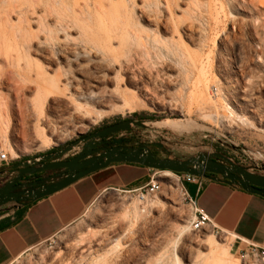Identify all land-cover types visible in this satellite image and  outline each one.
I'll return each instance as SVG.
<instances>
[{"label": "rangeland", "instance_id": "374dc122", "mask_svg": "<svg viewBox=\"0 0 264 264\" xmlns=\"http://www.w3.org/2000/svg\"><path fill=\"white\" fill-rule=\"evenodd\" d=\"M145 1L135 0L137 8L131 13L142 30L154 33L157 39L132 57L129 68H122L117 85L111 80L114 75L107 72L94 96H76L73 101L52 98L41 116L27 111L23 125L12 114L7 130L0 135V152L15 161L29 160L102 125L139 118L147 120L149 139L165 144L179 158L220 149L232 161L253 167L256 154L264 156V125L253 120L241 122L243 115L233 104L242 92L264 101V0H157L156 9L147 6L151 0ZM185 49L196 67L189 60L178 64L177 56L186 54ZM200 71L205 74L207 93H212L217 103L215 111L193 101V85ZM145 88L151 93H144ZM170 121L194 125L193 130L178 133L161 126ZM37 128L43 130L40 137ZM44 139L46 145L41 143ZM261 161L253 170L264 173V158ZM5 170L0 166V172ZM160 176L157 174L161 182L168 183ZM124 213L126 221L122 220ZM181 221L188 223L189 231L178 236ZM190 222L189 208L174 185L162 186L161 193L146 206L132 195L111 192L97 197L83 218L53 243L35 248L12 264H177L175 255L180 264H198L206 254L204 241L208 236L226 240L223 243L235 250L234 257L242 264H255L240 258L234 238L215 236L210 228L193 231ZM104 229L110 236L121 231L131 235L122 240L115 236L100 250L95 247V234ZM80 239L87 256L83 261L79 260L81 251H70Z\"/></svg>", "mask_w": 264, "mask_h": 264}, {"label": "bare ground", "instance_id": "6f19581e", "mask_svg": "<svg viewBox=\"0 0 264 264\" xmlns=\"http://www.w3.org/2000/svg\"><path fill=\"white\" fill-rule=\"evenodd\" d=\"M135 5V0H0V135L7 130L12 114L23 125L27 111L41 116L52 98L73 101L76 96L96 95L107 79V72L114 75L111 80L117 85L122 68H129L132 57L142 52L147 42L157 39L154 33L149 35L134 21L131 12L137 8L134 9ZM157 5V0H151L147 6L157 8ZM185 50L186 54H178V64L185 65L189 60L190 65L196 67V61ZM202 72H198L193 85L196 91L193 101L215 111L217 103L212 93L211 96L207 93ZM143 92L151 93L146 88ZM203 92L204 95L196 96ZM233 104L243 115L241 122L253 120L264 125V101L259 96L242 92L234 97ZM182 122L170 121L161 126L178 133L193 130L194 125ZM36 133L40 137L43 130L37 128ZM41 143L46 145L48 141L44 139ZM12 155L17 157L13 150ZM160 177L168 180L169 188L176 186L171 173L163 172ZM127 218L124 213L122 220ZM178 231V236L188 232V223L181 221ZM130 235L129 231H121L110 236L108 230H100L95 234V247L101 250L108 247L115 236L122 240ZM204 242L206 254L198 264H242L226 242L214 236L206 237ZM83 247V239L70 247L71 252L81 251L80 261L87 257L83 255L86 252ZM174 258L180 264L176 255Z\"/></svg>", "mask_w": 264, "mask_h": 264}, {"label": "crops", "instance_id": "0c3cea01", "mask_svg": "<svg viewBox=\"0 0 264 264\" xmlns=\"http://www.w3.org/2000/svg\"><path fill=\"white\" fill-rule=\"evenodd\" d=\"M149 178L146 168L111 165L22 208H1L0 264H12L77 224L100 195L141 188ZM199 180V189L194 184H184V189L212 226L234 238L238 251L245 249L238 240L264 248V199L236 186Z\"/></svg>", "mask_w": 264, "mask_h": 264}, {"label": "water", "instance_id": "95a60500", "mask_svg": "<svg viewBox=\"0 0 264 264\" xmlns=\"http://www.w3.org/2000/svg\"><path fill=\"white\" fill-rule=\"evenodd\" d=\"M143 123L144 122L137 125L142 129H145L146 127L143 125ZM125 124L126 123H121L103 129L89 136L82 143L77 142L66 146L55 155L41 156L34 159L33 161L21 163L13 167H22V169L19 170L18 175L14 179L6 182L0 187V209L9 204H16L20 202L22 199H20L19 196H25L29 198L31 203L36 202L73 185L77 181L87 176L104 170L111 165L119 164L136 165L157 172L186 174L196 178H204L211 180L212 182L224 184L226 186L239 187L242 191L248 194L259 196L264 199V176L253 175L249 172L251 171L249 167L235 165L229 159L217 154L200 155L195 157L190 156L184 160H159L154 159L149 152L142 151L139 148L124 149V152H122L120 149H116L101 156L88 159L81 166L77 165L79 161L86 159L95 152L92 151V148L95 147V140H98V143H100L107 137L121 132H127L129 129ZM74 151H79V154L76 158L69 162H53L40 168L34 167L35 165L42 162L58 160L61 157L74 153ZM208 158H218L228 166L218 162L210 161ZM60 169H65L67 171V175L64 179L43 186L36 191H30L29 193H14L16 189L34 185L20 184L16 186L15 184L23 177Z\"/></svg>", "mask_w": 264, "mask_h": 264}, {"label": "flooded vegetation", "instance_id": "af4514ba", "mask_svg": "<svg viewBox=\"0 0 264 264\" xmlns=\"http://www.w3.org/2000/svg\"><path fill=\"white\" fill-rule=\"evenodd\" d=\"M143 123V125L146 127L145 129H142L141 127H139L137 124L139 123ZM121 123H126L125 125L128 127V131L127 132H121L118 133L116 135H112L110 137H107L105 139H103L100 143H98V140H95L94 143V148H92V151H95L94 153H92L89 157H87L86 159H82L81 161L78 162V166H81L86 160L94 158V157H98L101 156L105 153H108L112 150H116V149H120L122 152H124V149H140L142 151L145 152H149L150 155L154 158V159H159V160H184L190 156H200V155H209V154H217L219 156L225 157L227 159H229L232 163H234L235 165H240L243 167H248L247 165L243 164L242 162L238 161L237 159H234L235 161H232L229 158V155L220 149H216L215 151L211 152V153H197L194 155H189L188 157H183V158H179L177 156H174L172 151L168 150L166 145L159 142V141H152L149 139V131H148V124H147V120L144 119H139V118H129V119H123V120H119V121H115L112 123H108L105 125H102L96 129H93L91 132L77 137L75 140H73L72 142H70L69 144H67L66 146L73 144V143H77L80 142L82 143L86 138H88L89 136L103 130L106 129L108 127L111 126H115ZM66 146H63L61 148L55 149V150H51L46 154H43L41 156H46V155H55L58 152H60L62 149H64ZM79 154V151H74V153H71L67 156L61 157L58 160H54V161H46V162H42L40 164L35 165V168H40L42 166L51 164L53 162H69L71 160H73L74 158H76ZM41 156H37V157H33L29 160H22L19 159L13 163H11L9 165V168H7L5 171L0 172V187L3 186L6 182L14 179L18 173L19 170L22 169V167H18V168H13L18 164L21 163H25L28 161H33L34 159L41 157ZM208 160L210 161H214V162H218L221 164H224L226 166H228L227 164H225L222 160L218 159V158H208ZM152 170H149V172H151ZM157 172V171H156ZM251 174L253 175H258V176H264V173L258 170H253V171H249ZM67 175V171L65 169H60V170H56V171H47V172H42L40 174H36L33 176H26L23 177L19 182H17L15 185L18 186L20 184H34L31 185L29 187H25V188H19L16 189L14 191V193H29L30 191H36L39 188L46 186L48 184L51 183H55L57 181H60L62 179H64ZM37 183V184H36ZM20 199H22L20 202L16 203V204H9L7 206H14L16 208H22L26 205L31 204V200L25 196H19ZM5 206V207H7ZM6 210V209H4Z\"/></svg>", "mask_w": 264, "mask_h": 264}, {"label": "built area", "instance_id": "2783aa9c", "mask_svg": "<svg viewBox=\"0 0 264 264\" xmlns=\"http://www.w3.org/2000/svg\"><path fill=\"white\" fill-rule=\"evenodd\" d=\"M256 162L252 163L254 168H257L259 164L262 163L263 155L257 153ZM15 159L11 158L10 155L6 152H0V166H3L5 169L9 168V165L13 163ZM249 167L252 171L254 168ZM163 172H158L157 174H162ZM157 174H153L149 178V182L143 187L132 190V191H122L120 194L132 195L140 204L146 206L151 198H154L161 193V187H168L166 183H163L157 177ZM172 174V173H171ZM176 179L175 188L179 191L181 201L185 203L190 211V228L193 231H201L205 228H210L211 232L218 236L222 234L219 230L212 226L211 221L207 216L202 214L196 206V200L189 196L184 189V184H194L198 186V189L201 187V182L199 178H196L191 175L186 174H172ZM239 243L245 245V249L239 251L240 258L246 262H253L255 264H264V248H258L255 245H248L241 240H238ZM53 243V239L47 242L46 244Z\"/></svg>", "mask_w": 264, "mask_h": 264}, {"label": "trees", "instance_id": "16d2710c", "mask_svg": "<svg viewBox=\"0 0 264 264\" xmlns=\"http://www.w3.org/2000/svg\"><path fill=\"white\" fill-rule=\"evenodd\" d=\"M151 119V118H150Z\"/></svg>", "mask_w": 264, "mask_h": 264}]
</instances>
